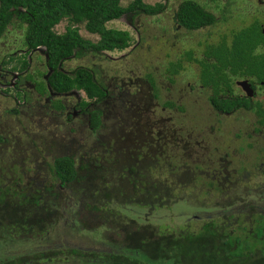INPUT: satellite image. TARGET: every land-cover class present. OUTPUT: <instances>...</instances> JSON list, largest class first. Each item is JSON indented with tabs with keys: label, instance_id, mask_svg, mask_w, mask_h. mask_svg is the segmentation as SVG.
<instances>
[{
	"label": "rangeland",
	"instance_id": "1",
	"mask_svg": "<svg viewBox=\"0 0 264 264\" xmlns=\"http://www.w3.org/2000/svg\"><path fill=\"white\" fill-rule=\"evenodd\" d=\"M144 1L150 4L162 3L164 8L155 14L139 13L133 17L124 15L107 23L108 27L129 31L132 37L130 47L122 51L103 53L86 50L65 61V69L68 73H73L78 67L88 68L93 71L95 78L105 90L106 87L108 89L106 97L92 103L85 111L78 107L79 100L85 98L82 91L77 90L76 94L63 95L52 92V94L40 96L37 91L45 90L38 80L40 75L36 78L32 75L29 77L31 79L26 76L45 71V65L42 63L45 61L43 48L41 47L33 55L27 56L30 63L28 68L22 72V75H17L18 83L21 82L22 89L24 88L28 93V99L24 103L23 96L18 94V97L22 98V114L18 115L17 113L18 119L13 116V110H16L15 108L18 106L15 104L17 101L13 97L6 99L0 93V131L2 130L8 136L5 142L0 143V175L7 177L12 174V171L18 170L19 172L21 160H24L22 166L26 173L24 177L27 178V181H32V187L35 189L39 186L38 181H41V177L51 178L50 171L56 157L68 154L81 160L88 158L87 154L90 153L98 157L99 162L88 172L81 171L80 175L83 178L81 182L75 183L76 186L82 188L83 197L86 199H88V195L95 197L93 192L96 190L100 192L101 188L105 189L103 186L105 181L112 191V196L116 197L115 200L119 203H127L130 210L135 211L134 201L128 200L136 194L135 190L147 185L150 188L160 184L159 195L148 199L149 202L155 200V203L160 207L152 212L148 207H145L143 209L145 216L152 222L166 221L165 218L169 217L173 218L172 221L195 220L194 223L190 222L186 226L188 229H193V226L198 228L202 216H208L197 208L201 206L202 202L207 201L210 209L220 208V202L231 203L228 196L257 195L258 192L264 190V186L259 184L261 178L258 175L259 171L254 166L246 167L245 164L241 166V159L249 154L247 150H238L236 155L231 152L230 159L233 161L234 167H246L251 173L246 174L244 170L236 172L231 170L228 180H224L221 174L218 178L220 180L218 188H209L205 185L204 180H207V174L196 178L197 185L195 186L194 173L199 174L198 170L195 171V168L193 171L184 170L183 165L186 163L195 165L197 162H203L207 153L215 145L221 148V155H223L225 151H228L226 146L230 142L229 137L232 139L236 127H242L243 124H223V126L219 125L220 128L222 127L221 130L220 128L212 130V119L205 118L206 121L203 120L204 114H208L206 116L208 117L211 110L205 107L202 102L197 103L198 108L197 106L190 107L188 105L190 100L187 102L186 98L185 100L182 98L184 92L181 89L185 91L182 85L184 76L180 73L170 74L168 69L171 65L174 68L179 67V64L174 62L178 61L185 49L191 50V46L196 42L198 32H184L179 29L175 14L183 0ZM242 2L240 0L229 1L231 9L227 14L229 20L221 21L223 23L219 24V31L225 32L223 27L228 24L233 28L240 26L243 15L234 12L241 8L239 4H244ZM127 3L128 1L122 2L123 5ZM231 16H235V18H231ZM68 22L67 19L62 20L55 26V30L60 33L64 32ZM79 27L83 37L92 41H97L100 38L98 34L88 32L83 24H79ZM211 29L215 30V27ZM212 30L210 32H213ZM23 40L22 31L19 30L14 18L0 39V58L8 60L11 55L20 56L25 53L26 47H24ZM13 64L17 63L6 65L1 63L0 66H3L6 75L0 84L14 83L17 76L8 74V70ZM46 78L47 75L41 77L43 80ZM149 84L154 86V90L150 89ZM151 91H155L158 95L153 107L150 99ZM173 97L181 100L178 102L179 104L184 103L188 107L183 111L178 107L163 108V103ZM57 98L61 99L67 107L65 111L55 110L53 103ZM139 100H143L147 105L149 102L150 104L145 109L141 105L138 106ZM157 103L160 106H156ZM2 109L7 110L6 114ZM93 109L100 111V124L96 128L90 124L91 110ZM68 113H71L72 117H69ZM151 119L154 121L152 131L150 130L151 125L147 124ZM205 122H207V126H205ZM196 124H204L206 135H197L198 130L192 127ZM246 129L252 131V125L247 124ZM222 134L224 135L222 136ZM217 135H220L219 139L216 137ZM225 136L228 140H224ZM32 141L35 142H33L35 145H32ZM240 144H245V141L241 140ZM20 146H22V150H24L23 147H27V150L23 152V159H21ZM261 146H264V139L259 140V144L255 148L259 151ZM184 147L185 149H183ZM232 147H237V143H233ZM257 150H255L256 154ZM259 154V160L253 152L248 155L251 158V163L255 158L256 163L264 161V151L260 150ZM30 155L33 159H30ZM130 178L132 181L127 180ZM135 179H139V183L133 182ZM168 184L173 187L171 190L168 189ZM186 186L189 188L187 189ZM180 187L187 190L185 194L178 196L180 191L178 192L177 188ZM170 192L177 194V197L170 196ZM169 200H174V202L179 200V202L170 204L168 209L165 205ZM188 202L190 203L188 204ZM188 207H194V213L201 216L196 217L195 214L194 216L192 214L190 218H186L184 214H181L183 212L181 210L185 208L188 210ZM89 210H85L84 215L96 219L95 211L90 212ZM238 215L241 214H233L234 217ZM253 216L259 215L255 212ZM244 217L241 218L244 219ZM239 225L247 226V230H242ZM252 226V222L243 221L240 224L234 223L232 228H236L237 234L244 235L246 232H253ZM83 235L86 237L80 238L75 234L62 237L59 235L56 244L63 241L69 246L76 244L77 246L94 247L97 244L93 242L91 234L83 233ZM83 238L92 239V242L87 239L83 240Z\"/></svg>",
	"mask_w": 264,
	"mask_h": 264
},
{
	"label": "trees",
	"instance_id": "2",
	"mask_svg": "<svg viewBox=\"0 0 264 264\" xmlns=\"http://www.w3.org/2000/svg\"><path fill=\"white\" fill-rule=\"evenodd\" d=\"M123 1L128 3L123 5ZM163 8L162 3L144 0H0V39L15 18L26 47L22 55L0 60L6 65L19 58L21 64H13L10 69L24 72L30 64L27 56L42 47L47 68L39 72V82L45 89L40 91L43 94L82 91L85 98L79 107L85 109L104 97L105 88L88 68L78 67L68 73L65 61L86 50L103 53L127 49L132 44L129 31L108 27L107 23L124 15L155 14ZM177 18L189 29L214 20L213 15L206 18L193 0L182 1ZM64 19L69 21L65 31L57 32L55 26ZM79 24L100 38L92 41L83 37ZM178 70L179 67L174 72ZM32 75L26 77L31 79ZM45 75L47 78L41 79ZM54 103L57 110L64 108L61 99H55ZM90 124L93 128L100 124L98 109L91 110ZM87 155L81 160L68 154L56 157L51 178L41 177L35 189L32 181L24 177L25 172L16 170L7 177L0 175V264H264V217H234L235 212H228L230 209L218 212L220 208L210 209L204 201L197 208L208 216H202L198 228L186 226L195 220L172 221L169 217L166 221L152 222L143 209L148 207L152 212L160 207L155 200H148L159 195L160 184L135 190L136 194L128 199L134 201L135 211L127 203L117 202L105 181L106 191L101 188L100 192H93L95 197L88 195L86 199L75 183L81 182V171L88 172L99 162L98 157ZM187 189L177 188L178 196ZM174 192L169 195L177 197ZM175 202L169 200L165 207ZM188 208L181 210L186 218L192 214L201 216L194 213V207ZM87 209L95 211L96 219L84 215ZM243 221L252 222L253 232L244 235L235 232L234 223ZM239 226L247 230V226ZM83 233L91 234L97 244L94 247L69 246L65 241L56 244L59 235L86 237Z\"/></svg>",
	"mask_w": 264,
	"mask_h": 264
},
{
	"label": "flooded vegetation",
	"instance_id": "3",
	"mask_svg": "<svg viewBox=\"0 0 264 264\" xmlns=\"http://www.w3.org/2000/svg\"><path fill=\"white\" fill-rule=\"evenodd\" d=\"M193 1H195L198 6L203 9L206 18L211 19L210 16L213 15L214 20L213 22L202 24L197 28L189 29L185 24H182L178 20L176 12L175 18L177 20L179 29L183 30L184 32H198V36L196 35L197 39L196 42L193 43L194 45L191 46V50L187 51V49H185V52H182L183 54L178 58V61L174 62L175 64H179L178 72H174L175 68L171 65V67L168 69L169 73H180V75L183 74L184 81H182V85L185 88V91L181 89V91L184 92L182 94V98L184 100L186 98L187 102L190 100L188 104L190 107H196L197 103L202 102L205 104V107L211 110V114H209L208 117H206L208 114H204L203 120L205 118L208 120L212 119V130H218V128H220L219 125L223 126V124H243V126L236 127L234 133L232 134V139L229 137L230 142H228L226 146L228 151H225L223 155H221V148L215 145L207 153L208 155L203 162H197L195 165H189L186 163L183 165L184 170L193 171L194 168L195 171L198 170L199 174L196 175L194 173L193 181L195 186L197 185L196 178L198 179L200 175L204 176L207 174V180H204V182H206L205 185H207L209 188H218V181H220L218 179L219 175L222 174V178L224 180H228V174L231 170L235 172L244 170L246 174H249L251 172L247 170L246 167L252 165L257 171H259L258 175L261 178L259 184L264 186V161L256 163V158L259 160V151H264V146H261L259 151L255 148L259 144V140L264 139V0H240L243 1L242 3L244 4H239L241 8L234 12L238 13V15L241 13L243 15L240 26L238 28H233L228 24L223 27L225 32L219 31V24L223 23L221 21L229 20L227 14H229L231 11L229 5L230 0ZM181 3L182 1L180 4ZM231 18H235V16H231ZM213 27H215V30L211 29ZM210 30L213 32H210ZM240 34H242L243 37H241ZM257 45L261 46L260 51L254 54V50L257 48ZM14 62H16L17 65H20L21 59L16 58L13 63ZM1 63H4V61H0V65ZM42 63L45 65L46 70V61ZM2 67L3 66H0V82L3 81L2 78H4V75H6ZM8 74L16 76L22 75V70L14 71L9 69ZM32 74L35 76V78L40 75L39 72ZM13 82L14 83L9 82L7 84H0V93L6 99H8V97H13L17 101L15 104H18V106L15 108L16 110H13V116L18 119L17 113L18 115L22 114V98H19L18 94H20L21 97L23 96L24 103L28 99V93L24 88L22 89V83H18V76L15 77ZM149 87L150 89L154 90V86L152 84H149ZM76 91L77 90H73L64 94H76ZM37 92L40 96H45L46 94H52L53 91H49L45 94H43V92ZM147 93L149 94L148 91ZM107 94L108 89L106 87L104 96L106 97ZM148 94L147 96L149 97ZM157 97L158 95L155 93V91H151L150 99L152 107L154 106L155 99ZM80 101L81 99L79 102ZM179 101L181 100H177L175 97L172 99H167L163 103L162 107L165 109L167 107H178L182 111L185 110L188 105L186 106L184 103L179 104ZM137 103L138 106L141 105L145 109L150 104L149 102L147 105L143 102V100H139ZM156 106H160V104L157 103ZM79 108L83 111L86 110V108ZM66 109L67 107L64 105V108L61 110L65 111ZM2 110L5 111L6 114V111L9 109L7 107V110ZM70 114L71 113H68L69 117H72V114ZM153 123V119H151V121L148 120L147 124L151 125V131ZM206 123L207 122L204 123L205 126H207ZM247 124L252 125V131H248L246 129ZM203 125H192L193 128L198 130V136L206 135V127ZM20 133H22V131H20ZM224 134H222V136ZM216 137L219 139L220 135H217ZM0 138L1 143L5 142L6 139H8V136L1 130ZM250 138L252 139L249 140ZM225 139L228 140L226 136L224 140ZM241 140H244L245 144H240ZM33 142L34 141H32V145H35V142ZM233 143H237V147L233 148ZM23 148L24 150H22V146H20V151L22 153L21 159L24 158L23 152L27 150L26 146ZM183 149H185V147ZM202 149L207 150L205 147H202ZM238 150H247L249 154L253 152L256 156V158L254 157L255 159L252 161L253 164L251 163V158L248 156V154L241 159V166H243L242 164H245V168L241 166L234 167L232 165L233 161H231L230 155L231 152H233L234 155L238 154ZM255 150H257V154L255 153ZM30 159H33L32 155H30ZM23 162L24 160H21L19 167V170L22 171V173L24 172L22 167L24 165ZM136 181L139 183V179L133 180V182ZM227 198L231 200V203L220 202L221 206L218 212H224V210L230 209L228 212L233 211V213L235 212L237 214H243L245 216L244 218H248L255 212L259 216L264 217V190L258 192L257 195L245 197L228 196Z\"/></svg>",
	"mask_w": 264,
	"mask_h": 264
},
{
	"label": "clouds",
	"instance_id": "4",
	"mask_svg": "<svg viewBox=\"0 0 264 264\" xmlns=\"http://www.w3.org/2000/svg\"><path fill=\"white\" fill-rule=\"evenodd\" d=\"M260 45H257V48L254 50V54L258 53L260 51Z\"/></svg>",
	"mask_w": 264,
	"mask_h": 264
}]
</instances>
